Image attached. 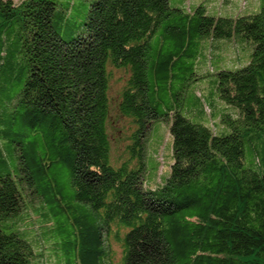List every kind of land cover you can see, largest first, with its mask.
Returning a JSON list of instances; mask_svg holds the SVG:
<instances>
[{
  "label": "trees",
  "instance_id": "16d2710c",
  "mask_svg": "<svg viewBox=\"0 0 264 264\" xmlns=\"http://www.w3.org/2000/svg\"><path fill=\"white\" fill-rule=\"evenodd\" d=\"M225 1L207 10L181 0H89L64 40L54 30V0H0L1 88L16 85L13 67L24 73L0 106V145L14 146L15 163L12 174L0 173V264H44V249L53 264H110L111 226L118 264H264V5L241 14L257 0L240 9L239 0ZM156 32L166 51L161 42L152 51ZM202 40L232 64L213 79L218 99L237 109L236 119L220 115L227 134L151 104L169 93L175 71L196 54L189 47ZM196 100L199 116L213 121ZM162 117L170 118L172 161L163 183L144 189V139ZM15 126L39 136L43 151L26 152ZM55 162L68 170L70 202L99 213L100 225L73 215L48 175ZM119 229L128 230L120 237ZM44 234L59 240L47 245Z\"/></svg>",
  "mask_w": 264,
  "mask_h": 264
},
{
  "label": "rangeland",
  "instance_id": "374dc122",
  "mask_svg": "<svg viewBox=\"0 0 264 264\" xmlns=\"http://www.w3.org/2000/svg\"><path fill=\"white\" fill-rule=\"evenodd\" d=\"M13 3H17L22 0H11ZM56 2V8L53 15V23L54 30L59 35L61 39L67 40L71 34L78 30L81 21L83 20L86 7L89 0H54ZM188 1V0H185ZM235 1V0H234ZM237 1V0H236ZM241 0L237 1L238 8H243V6H248L252 3V0H247L244 4H241ZM264 5V0H257V3L253 5L249 11H244L241 14L255 13L259 10V7ZM210 8V7H209ZM232 9L235 10L233 7ZM248 9V8H246ZM223 10V7H221ZM223 14L224 12L221 11ZM251 13V14H252ZM159 40V41H158ZM161 44V50L166 51L168 46L166 43L160 39V34L156 32L153 40H152V51H154L159 43ZM218 43V42H215ZM219 43H225L220 42ZM232 43V42H231ZM236 44V42H233ZM215 45V44H213ZM210 43L204 42L203 40L199 42V44L191 45L188 49V53L196 52L195 56L188 61H184L185 67L184 69L181 67L177 71H175L178 79L173 80L171 82V86L169 87V93L166 91L163 93H158L157 96H154L155 99L151 101L152 106L158 114H163L166 112L167 108H174L177 110L184 118H186L191 123H199L211 130L213 135H221L227 134L229 129L221 123L220 115L225 113L229 114L230 118L236 119L237 109L233 106L226 105L222 101H220L217 97V93L213 87V79L214 74L218 70H233L230 67L232 64L230 62L220 61L215 57V54L212 53L209 49ZM242 57L245 56V51L242 52ZM228 57V56H226ZM11 61H14V57H11ZM243 62V60H238V63ZM235 65L244 66L243 64ZM14 74L15 81L13 85L16 84L11 91L10 88L5 90L4 85H2V78L0 77V106L4 105L2 101H5L7 97L16 93L20 88L21 80L24 76L22 70L13 67L11 72ZM1 76V72H0ZM118 75H114L116 77ZM117 78V77H116ZM2 85V86H1ZM118 88V84L115 83L113 85L112 92H116ZM180 91L181 94H180ZM195 96V97H194ZM110 97H114L113 94ZM216 97L217 102H214V109L211 107V98ZM202 102V106L211 108L213 110V121L209 120V115L207 114L206 118L199 116L198 111L200 107L198 106L197 100ZM223 109H229L225 110ZM0 116L2 117V113L4 111L3 108H0ZM215 116V117H214ZM170 124L169 117H162L160 119L154 120L150 123L148 127V131L145 135L144 144H143V188L147 189L153 186L155 189L157 186L161 185L164 179L167 177L169 173V167L171 165V139L168 133V128ZM13 132H16L19 137H15L14 139H18L22 141V144L25 147L26 152H30L31 150L34 152L43 151V146L45 144L39 138V136L32 135L28 127L25 126H15L13 127ZM14 146L3 143L0 145V158L4 161V166L0 167V173H10L12 174L14 171ZM47 151V149H46ZM48 155L49 152L47 151ZM48 175H53L60 187L61 194L64 195L66 201H69V204L73 210V215L75 217H79L87 226H97L101 224V218L99 217V213H94L91 209L82 204H78L76 202H70L69 196L71 191L68 190L67 187V178H68V170L65 165L55 162L52 163ZM26 203L25 201H23ZM27 205L29 203H26ZM36 204V202H35ZM56 223L62 224V220L60 217L55 219ZM128 229H119L118 234L120 237L127 232ZM117 234V230L115 227L111 226L108 236L106 237V246L108 255L110 257V264H118L120 262L121 250L118 246V243L115 241V237ZM68 232L66 227L63 225L60 232V240H66ZM47 238L48 243L51 240H59L58 235L49 236L44 234ZM69 250L71 251V246L67 245ZM70 259V258H69ZM42 260L44 264H53L54 261L51 259V253H48L46 249L43 251ZM55 260H60L63 264V257H57Z\"/></svg>",
  "mask_w": 264,
  "mask_h": 264
},
{
  "label": "crops",
  "instance_id": "0c3cea01",
  "mask_svg": "<svg viewBox=\"0 0 264 264\" xmlns=\"http://www.w3.org/2000/svg\"><path fill=\"white\" fill-rule=\"evenodd\" d=\"M181 2L185 5H199V4L205 5V8L207 10L210 8H214V6L220 8L221 6L228 7L230 5L228 1L224 2V0H188V1L181 0ZM217 13H219L218 10H217Z\"/></svg>",
  "mask_w": 264,
  "mask_h": 264
}]
</instances>
